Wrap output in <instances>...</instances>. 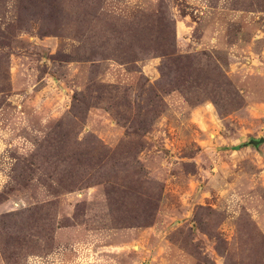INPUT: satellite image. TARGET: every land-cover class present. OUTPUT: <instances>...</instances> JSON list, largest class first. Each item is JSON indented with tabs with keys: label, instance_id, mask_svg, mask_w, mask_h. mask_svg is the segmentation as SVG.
<instances>
[{
	"label": "rangeland",
	"instance_id": "obj_1",
	"mask_svg": "<svg viewBox=\"0 0 264 264\" xmlns=\"http://www.w3.org/2000/svg\"><path fill=\"white\" fill-rule=\"evenodd\" d=\"M261 139L264 0H0V264H264Z\"/></svg>",
	"mask_w": 264,
	"mask_h": 264
},
{
	"label": "water",
	"instance_id": "obj_2",
	"mask_svg": "<svg viewBox=\"0 0 264 264\" xmlns=\"http://www.w3.org/2000/svg\"><path fill=\"white\" fill-rule=\"evenodd\" d=\"M254 142H255V141H254ZM262 142H264L263 139L259 140L258 142H255V144L262 143Z\"/></svg>",
	"mask_w": 264,
	"mask_h": 264
}]
</instances>
